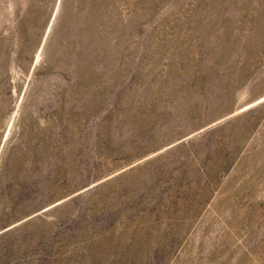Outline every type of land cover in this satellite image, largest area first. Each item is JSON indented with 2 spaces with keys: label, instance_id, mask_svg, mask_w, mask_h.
I'll return each instance as SVG.
<instances>
[{
  "label": "rangeland",
  "instance_id": "374dc122",
  "mask_svg": "<svg viewBox=\"0 0 264 264\" xmlns=\"http://www.w3.org/2000/svg\"><path fill=\"white\" fill-rule=\"evenodd\" d=\"M0 264H264V0H0Z\"/></svg>",
  "mask_w": 264,
  "mask_h": 264
}]
</instances>
